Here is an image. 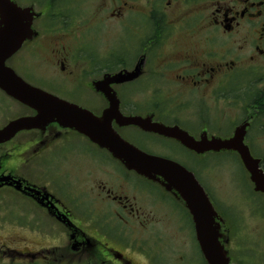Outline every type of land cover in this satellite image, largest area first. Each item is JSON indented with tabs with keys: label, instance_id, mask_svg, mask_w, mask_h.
<instances>
[{
	"label": "flooded vegetation",
	"instance_id": "obj_1",
	"mask_svg": "<svg viewBox=\"0 0 264 264\" xmlns=\"http://www.w3.org/2000/svg\"><path fill=\"white\" fill-rule=\"evenodd\" d=\"M13 1L35 14L33 35L6 65L28 84L95 116L109 106L105 87L123 117L143 121H112L125 141L193 173L216 211L229 264H264V193L255 190L238 153H198L156 129H178L199 142L228 140L243 127V145L264 174V0ZM35 52L49 68L48 79L36 81L21 70L24 57ZM0 95L1 116L6 100H13ZM33 115L0 119V131ZM215 156L241 170L234 175L239 207L231 201L218 207L208 185ZM71 159L77 166L90 163L89 178L78 176L80 169L70 173ZM163 182L128 171L56 123L18 132L0 143V191L25 204L9 219L1 206L6 222L0 227L38 240L8 249L7 256L17 264H208L185 203ZM40 239L65 240L66 248L55 253L57 247Z\"/></svg>",
	"mask_w": 264,
	"mask_h": 264
},
{
	"label": "water",
	"instance_id": "obj_2",
	"mask_svg": "<svg viewBox=\"0 0 264 264\" xmlns=\"http://www.w3.org/2000/svg\"><path fill=\"white\" fill-rule=\"evenodd\" d=\"M34 15L31 9L20 8L10 0H0V90L35 112L34 116L10 122L0 131V143L10 140L19 131L40 129L52 123L85 136L95 145L107 150L126 169L152 181L161 177L164 181L162 186L167 191L178 193L184 201L192 216L196 239L207 263L229 264L226 252L218 241L222 235L219 233V225L215 222L217 215L203 188L190 172L177 163L142 152L124 141L113 130L111 126L113 120L122 125H141L143 121L123 117L118 112L117 100L105 90V87L104 95L109 106L100 116H95L76 104L27 84L5 65L22 43L32 37L31 25ZM96 87L98 88V85ZM156 129H160V134L171 136L184 147L198 153L220 150L237 152L255 190L264 193V175L242 143L243 127L238 128L234 136L228 140L201 139L199 142H194L178 129L164 127Z\"/></svg>",
	"mask_w": 264,
	"mask_h": 264
},
{
	"label": "rangeland",
	"instance_id": "obj_3",
	"mask_svg": "<svg viewBox=\"0 0 264 264\" xmlns=\"http://www.w3.org/2000/svg\"><path fill=\"white\" fill-rule=\"evenodd\" d=\"M19 1L21 4H25L30 0H19ZM31 29H32V27H31ZM16 52H18V50ZM17 64H19V63H17ZM19 65H21V64H19ZM24 68H25V70H27V69L30 70L32 72V74H34V78H35L34 80H36V81H38V79H43V80L48 79L50 76L49 68H46V65L41 62V60H40V58L36 52L30 56L26 55L24 57L21 70H24ZM17 69H19V68H17ZM67 78L68 77L65 76V79H67ZM62 80L63 79L57 80V82L62 81ZM61 83L66 84L68 82L63 81ZM67 85H69V84H67ZM64 87L74 88V87H69V86H64ZM42 89L45 91H48V89H45V88H42ZM0 97H1V95H0ZM11 100H13V99H11ZM13 101L6 100V102H5L6 104H4L2 114L0 116L1 121L3 119H6V118L10 119L12 117L20 116L27 111H31L32 113H34V111L29 109L28 107L20 104L19 102L15 101V100H13ZM237 115H238V112H236V114L233 116L237 117ZM260 141L264 142L263 139H261ZM71 160H72V164H74V166L70 169V173L72 175H76L77 173L75 171V168L77 170L80 169L82 172L81 173L82 175H78V174L77 175L80 177L86 176L87 178H89L90 172H92V170H93L90 163L88 161L87 162L83 161L84 163H81L80 165L77 166L75 163H77L79 161L78 160L74 161V159H71ZM213 162H214V170L210 173L208 185H209L210 190L212 191V193L214 195V198L217 200L218 207H220L221 210L224 209L230 203L229 201H231L234 205H238V207H239V204L242 201V198H240V195L237 192V190H240V184L234 181V178H236V177H234V175L238 176L241 174V170H240L239 166L232 164L228 160V157H226V156H215L213 158ZM45 183L47 184V182H45ZM0 200H1L0 208L2 206L3 210H5V209L7 210L6 211V214H7L6 218H8V219H9V217H12L11 212L15 211L14 212L15 215L17 213L20 214L22 212L21 208L25 204V203L22 204V202L20 203V201H18V200H16L18 202L14 201L12 199V194L7 193V191H0ZM9 205H10V207H9ZM3 210L0 209V224L6 222L3 219V214H4ZM18 214H17V216H18ZM12 218H14V217H12ZM14 220L16 222H20L23 219L20 217L19 219H17V220L14 219ZM12 223H13V221H7V224H12ZM14 227L15 226H12L13 229H14ZM30 232H31V234H33L31 230H30ZM37 240H36V237H34V236L30 237L28 235V232H25L24 230L15 231L12 229L10 230V229L0 227V264H17L16 260H14L13 258H9L7 256L8 249L22 250L24 246H28V248H29L30 243L32 241L37 243ZM57 241L58 242H56V241L50 242L49 240L42 241L41 239L39 240L40 244L43 246L57 247V249L55 250V253L66 248V245L64 244L65 240L63 241L62 239L61 240L58 239ZM74 263L80 264L78 262H74Z\"/></svg>",
	"mask_w": 264,
	"mask_h": 264
},
{
	"label": "bare ground",
	"instance_id": "obj_4",
	"mask_svg": "<svg viewBox=\"0 0 264 264\" xmlns=\"http://www.w3.org/2000/svg\"><path fill=\"white\" fill-rule=\"evenodd\" d=\"M30 42V41H29ZM4 125V124H3Z\"/></svg>",
	"mask_w": 264,
	"mask_h": 264
}]
</instances>
